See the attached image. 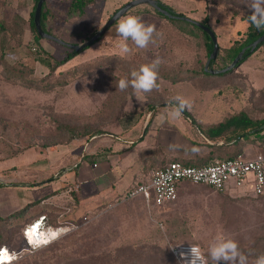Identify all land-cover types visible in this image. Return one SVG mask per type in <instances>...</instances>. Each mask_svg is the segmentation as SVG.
<instances>
[{"label":"rangeland","instance_id":"374dc122","mask_svg":"<svg viewBox=\"0 0 264 264\" xmlns=\"http://www.w3.org/2000/svg\"><path fill=\"white\" fill-rule=\"evenodd\" d=\"M129 1L100 0L90 6L84 16H78L67 13L66 1L51 0L46 5L56 14L55 20L48 24L49 31L67 45H82L102 28L116 2L125 4ZM158 1L197 22L204 18L201 12L206 14L208 10L209 25L217 33L215 12H226L227 17L236 22L231 36H219L222 48L245 36L247 22L241 17L249 11L241 7L246 0H203L206 2L204 9L199 7L201 0ZM130 15L140 17L145 24L155 25L162 35L147 49H137L129 41L132 52L123 55L116 25ZM119 20L98 42L53 73L43 58L61 60L72 49L46 39L38 45L45 55L38 53L37 47L34 51L25 45L7 51L5 62L10 66L17 63L11 72H26V78H10L8 69L0 66V184L4 186L0 188V218L3 220L0 222V245L19 254L11 264H170L165 257L166 251L144 253L146 260L140 262L138 252H124L125 259L120 260L116 255H101L110 246L115 249V244L108 240L110 237H137L138 219H148V215L138 214V201L134 202L135 205L130 201L129 205L127 200L117 209L111 211L108 208V213L104 207L94 212L84 210L94 208V204H105L116 193H122L133 175L129 170L119 178L111 197L88 200L82 208H74L75 178L71 174L69 177L65 175L71 172L78 162L77 157L83 154L82 150L91 140L88 136L96 131L112 130L118 120L143 113L148 103H176V97L190 102L187 112L204 126L242 110L264 118V48L251 61H246L225 77H192L172 83L162 79L160 74L176 70L174 61L186 60L188 55L182 51L173 54V47L187 38L182 40L177 36L180 34L174 25L156 16L147 5L131 9ZM156 58L161 60L158 90L139 94L131 88L124 92L118 89L119 79L130 78L132 70H138ZM23 65L30 69H22ZM216 68H212L214 72H218ZM256 146L261 149L256 150L255 155L264 152L263 147ZM231 153L223 152L218 157L227 158ZM81 166L85 171L83 176L88 177L90 162L84 159ZM190 187L209 188L205 185ZM244 189L234 199L228 195L230 190L223 193L222 214L208 215L205 228L182 230L191 234L180 244L196 245L207 255L210 243L219 236H227L235 239L241 250L249 254V264H252L259 251H264V194L256 196L250 188ZM52 191H56L54 195L43 197ZM43 215L54 227L69 224L74 227L63 230L67 232L49 246L31 253L27 250L23 231ZM109 219L111 228L95 226L96 222ZM135 226L128 233L127 229ZM91 252L95 254L93 257H90Z\"/></svg>","mask_w":264,"mask_h":264},{"label":"crops","instance_id":"0c3cea01","mask_svg":"<svg viewBox=\"0 0 264 264\" xmlns=\"http://www.w3.org/2000/svg\"><path fill=\"white\" fill-rule=\"evenodd\" d=\"M49 1L51 0H46V4ZM63 1L68 3L67 0ZM200 2L201 5L199 7L204 9L206 2L203 0ZM33 4V0H0V24L2 22L11 24L14 17L18 18L22 24V40L20 43L11 42L13 49L10 51H13L14 47L24 45L32 48L33 39L30 31V15ZM103 4H105L104 1ZM122 4L121 2H116V7L112 12ZM104 6L102 8L103 11H105ZM46 8L52 13L51 16H54L53 20H55L56 13L48 8L47 5ZM206 12V14H203L204 11L201 12V15L203 17L208 16V10ZM209 12L211 15V11ZM215 13L216 18L214 22H216L217 28H219V33L215 30L214 32L217 43L220 45L219 36H231L232 27L236 20L228 18L226 12L222 10ZM201 17L198 19L200 20ZM48 20L50 19L48 18ZM232 35L234 36V34ZM172 102L169 101L168 103L159 105H153L152 102L148 103L143 113L140 114L139 112L136 116L133 115L128 119L118 120L113 125L112 130L104 131L105 134L93 137L86 144L85 150H82L83 154L77 157L78 162L73 166L71 172L65 175L69 177L71 174L75 178V189L73 190L75 193H73L72 198L76 210L80 209V206L82 208V204L88 200H97L104 196L111 197L116 190L119 178H122L125 172L129 170L133 175L130 184L122 193H116L105 204H94V208L84 210L85 212H94L104 207L107 210L106 213H108V211L113 210L112 208L117 209L121 203L126 202V200L122 199L126 192L136 184L147 182L151 172L162 168L170 163V161L179 157V148L192 146L191 142L196 141V135L189 121L182 114L178 119H172L167 115L172 108L176 107L175 103ZM146 120H148V123L143 133V126ZM164 137L165 139L163 140ZM206 143L217 146L223 144V142L211 143L209 141H206ZM254 144L251 142H240L238 145L227 148L226 152L232 151V155H228V157L241 154L245 160H251L256 156V150L261 149L257 148V144ZM84 159H87L91 164L90 171L87 172L88 177L83 176L85 171L81 164ZM94 165L96 166L94 167ZM190 185L192 184L187 182L180 183L177 187L176 201L160 208L154 206L152 202L150 204L147 203L142 197L132 198L131 200L127 199L129 205L130 201L134 205V202L138 201V214L147 213L148 219H138L137 237L130 235L126 238L110 237L108 240L111 244H115V249L110 246L112 249L110 247L108 250L105 249V252L101 255L103 257L116 255L120 260L122 258L125 259L124 252H138V262H140L146 260V258H143L144 253L166 251L170 253H166V260L170 264H179L172 256L170 248L174 245H179L184 240V237L190 236L191 233L183 232L182 230L205 228L207 218H209L208 215L212 213L221 215L224 205L223 193L216 192L210 187V189H194ZM242 190L245 189H231L230 193H226H229V197L234 199L239 196L238 194L244 192ZM52 193L43 197H48ZM194 213L197 215H194ZM109 218L111 219V217ZM110 219L102 223L96 222L95 226L102 227V229L111 228L108 225V223L112 222ZM136 227L128 228V233ZM117 228L119 227L117 226ZM61 236L54 241L60 239ZM94 255L91 252L90 257Z\"/></svg>","mask_w":264,"mask_h":264},{"label":"trees","instance_id":"16d2710c","mask_svg":"<svg viewBox=\"0 0 264 264\" xmlns=\"http://www.w3.org/2000/svg\"><path fill=\"white\" fill-rule=\"evenodd\" d=\"M67 1H68L67 13L78 16H84L88 8L100 0H67ZM156 1L158 6L162 10L167 12V15L162 14L161 12H158L154 8L148 6L150 10L153 11V13L156 16L163 18L167 20L171 25H174V28L176 29L174 30L180 34L177 36H179L182 40H185L187 38L185 41L177 43V45L173 47V51L175 49L173 54L176 51H182V53L183 54L186 53L188 57L184 56L186 59L185 61H181V62L174 61L173 65L176 70H174L173 72H167V73L162 72V74H160L161 78L166 81L172 83H178L192 77H198L204 79L225 77L233 73L239 66H241L246 61L249 60L251 61V59L259 51L261 52V50L264 48V42H263L259 44L253 51L250 50L251 44L254 43L258 38H260L264 34V29L257 30L254 26H251L247 22L248 15L251 14V10L248 8L247 0L246 2H244V7L243 6L241 7L242 9L244 8V10H248L250 12V13L249 12L245 13L243 17H241L242 20L246 21L248 24L246 28L245 36L243 35L242 39L240 40H234L233 43L227 48H222L221 46H219L220 50L216 60H210V61H209V57L213 51V43L210 37L194 23L182 19L188 17L180 13H177L171 7L165 5L164 3L158 0ZM37 2L38 0H33L34 4L30 15V31L33 39L32 48H34V51H36V49L38 48V53H42L43 55H45L43 50H41V48H39L38 46L41 39L37 35V32L33 24V14ZM125 4L118 7L111 14V16ZM51 15L52 13L48 11L46 8V1H45L42 6L40 22H41L42 30L50 35L52 34L49 31L48 24L53 20L54 17ZM169 15L173 17H169ZM48 18L50 20H48ZM116 23L117 22H115V24ZM198 23L203 26L209 27L215 35V32L209 25V16L204 17L202 21ZM22 34L23 31H22L21 21L18 20V18L16 17L12 19L11 24L7 22H2L0 24V66H5V68L8 69V72H10V78L16 79L18 77L24 79L27 77L26 72H22V71H20L19 73L11 72L12 69L16 68L17 63H15V65L10 66L4 60L7 51L13 49L11 42L20 43L22 40ZM244 49H246V51L243 54L241 60L234 67L228 70L227 68L232 64V62L235 60L238 54ZM78 54L79 52L71 50V52L67 53L61 60H56L54 58L51 59L50 57L49 58L45 57L43 59L50 73L51 72L53 73L56 69H58L60 66L72 60ZM219 55L221 56L219 57ZM23 66L24 68L22 69L25 70L30 69V67L27 65H23ZM215 66L217 67L216 71L218 72H214L215 70L212 69ZM160 70H161V66H159L158 71ZM210 70L213 72H210ZM13 75H17V76L14 77ZM174 105L176 106V103ZM251 114L252 113L242 110L232 115H224L220 117L221 119L219 118L218 121L212 124H207V126H204L201 122L197 121L195 117H193L189 112H187L186 109L183 110L182 115L185 117L186 120L189 121V123L195 130L196 134L198 135L195 134L196 141L191 142L192 144L191 147L186 146L179 148V157H177L176 159L170 162H179L185 166H191V167H201L208 165L216 160L218 161L228 160L241 155V154H237L227 158L218 157L222 152H226L227 148H231L232 146L238 145V143L240 142H251L264 148V118L260 119V117H255L252 116ZM103 134H105V132L96 131L90 134L88 136V139H92L95 136H101ZM206 141H209L211 143L223 142V144L217 146V145L208 144L206 143ZM2 187L4 186L0 184V188ZM55 192L50 194V196L54 195ZM37 219L38 218H36L34 221H36ZM2 221H3L2 218H0V222ZM47 222L48 225H50L48 218H47ZM50 226L54 227L53 225ZM2 247L4 246L0 245V249ZM260 254H264V251L262 252L259 251L257 255L259 256Z\"/></svg>","mask_w":264,"mask_h":264},{"label":"built area","instance_id":"2783aa9c","mask_svg":"<svg viewBox=\"0 0 264 264\" xmlns=\"http://www.w3.org/2000/svg\"><path fill=\"white\" fill-rule=\"evenodd\" d=\"M182 182L205 185L219 193H226L231 189L250 188L256 196L262 195L264 194V152L258 153L251 160H245L239 155L233 159L216 160L201 167L170 162L151 172L147 182L136 184L123 195L122 199L142 197L147 203L152 202L156 207L165 206L176 201L177 187ZM68 227H74V225L54 228L47 224L45 216L39 217L23 231L27 250L32 253L50 245L55 239L66 233L67 231L63 232V230ZM192 246L196 245H174L170 248V252L179 264H185L187 254ZM4 248L2 247L0 251L6 253L8 261L0 262V264L13 263L19 254ZM182 253L185 254L183 257Z\"/></svg>","mask_w":264,"mask_h":264},{"label":"clouds","instance_id":"9594fccd","mask_svg":"<svg viewBox=\"0 0 264 264\" xmlns=\"http://www.w3.org/2000/svg\"><path fill=\"white\" fill-rule=\"evenodd\" d=\"M248 8L251 14L248 15L247 22L257 30L264 29V0H248ZM116 33L121 38L119 48L123 55L132 52L129 41L137 49H147L162 35L155 25L145 24L140 17L131 15L118 21ZM160 64V58H156L151 63L142 65L138 70H132L130 78L123 77L118 80V89L124 92L131 88L139 94L158 90ZM190 107L188 100L176 97V107L172 108L167 115L172 119H178L183 110ZM181 255L183 257L185 254ZM185 264H249V254L241 250L235 239L222 235L210 243L207 255L199 247H190ZM252 264H264V254L257 256Z\"/></svg>","mask_w":264,"mask_h":264},{"label":"water","instance_id":"95a60500","mask_svg":"<svg viewBox=\"0 0 264 264\" xmlns=\"http://www.w3.org/2000/svg\"><path fill=\"white\" fill-rule=\"evenodd\" d=\"M46 0H38L35 10H34V14H33V24L35 27V30L37 32V35L41 38V39H46V40H50V41H54L57 42L63 46H67L68 48H71L72 50L76 51V52H81L82 50H84L85 48L93 45L94 43H96L103 35L104 33L115 24V22H117L120 18L124 17L131 9L140 6V5H147L150 6L152 8H154L155 10H157L158 12H161L162 14L167 15V12L162 10L158 4L156 0H131L128 3H126L124 6H122L119 10H117L106 22L105 24L102 26V28L88 41L84 42L82 45H67L65 43H63L62 41H60L59 39H57L56 37L44 32L41 28V12H42V6L43 3ZM169 17H173L170 16ZM186 21L192 22L194 23L196 26H198L200 29H202L211 39L212 43H213V51L209 57V61L210 60H216L217 55L219 53V46L217 43V39L214 35V33L212 32V30L209 27L203 26L201 24H199L198 22L192 21L189 18H182ZM264 42V34L258 38L254 43L251 44L250 46V50L253 51L259 44ZM246 49L242 50L238 56L235 58V60L232 62V64L227 68L228 70L231 69L232 67H234L242 58L243 54L245 53ZM208 61V63H209ZM226 69V70H227ZM213 72V71H210ZM147 123L148 120L145 121L144 126H143V133L147 127Z\"/></svg>","mask_w":264,"mask_h":264},{"label":"bare ground","instance_id":"6f19581e","mask_svg":"<svg viewBox=\"0 0 264 264\" xmlns=\"http://www.w3.org/2000/svg\"><path fill=\"white\" fill-rule=\"evenodd\" d=\"M30 229V228H29ZM29 233H31V231H29ZM7 262L8 261V257L7 255H4V256H0V262Z\"/></svg>","mask_w":264,"mask_h":264},{"label":"snow or ice","instance_id":"6c2138e0","mask_svg":"<svg viewBox=\"0 0 264 264\" xmlns=\"http://www.w3.org/2000/svg\"><path fill=\"white\" fill-rule=\"evenodd\" d=\"M6 253L4 251H0V256H4Z\"/></svg>","mask_w":264,"mask_h":264}]
</instances>
